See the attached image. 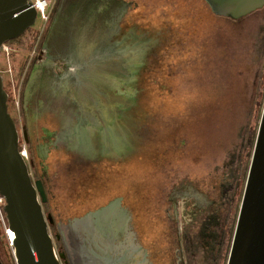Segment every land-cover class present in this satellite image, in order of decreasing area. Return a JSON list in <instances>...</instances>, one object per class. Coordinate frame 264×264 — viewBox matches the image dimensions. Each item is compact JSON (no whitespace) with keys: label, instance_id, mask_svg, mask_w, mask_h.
<instances>
[{"label":"rangeland","instance_id":"1","mask_svg":"<svg viewBox=\"0 0 264 264\" xmlns=\"http://www.w3.org/2000/svg\"><path fill=\"white\" fill-rule=\"evenodd\" d=\"M66 1L68 0H58L52 9L51 20L43 24L38 17L20 39L7 42V50L0 54V69L5 72L2 75L9 94V112L17 123L20 150L26 152L28 163L32 160L28 145V124L35 122L36 126L38 119L45 114L52 115L54 121L55 118L58 121L62 115L64 119L62 129L57 124L56 132L46 130L44 143L37 147L38 155L43 159L48 156L50 149H62L73 153L77 163L82 165L104 154L113 155L114 159L123 154H139L148 142L157 143L164 137L170 142L169 138L172 137L166 133L165 115L158 108H149L150 113H146L142 119L134 117V108L138 106L136 97H139L143 89L135 84L137 71L144 60L146 62L155 58L153 56L156 49L171 30L168 22L164 21L161 26L163 29L158 31L148 32L134 25L122 34L121 24L125 12L120 7L105 20L103 27L99 23L98 27L88 30L92 32L78 30V33H70L69 46L60 50L53 41L60 23L68 19ZM236 22H243L237 26L238 29L242 26L246 34L239 37L238 29L232 28L234 20L225 19L224 23L215 26L216 30L211 32V42L218 48L212 52L210 44L201 61L199 54L196 57L193 52L192 56L187 57V61L172 64L173 57L168 54V61L160 56L158 63L153 62L151 72L146 73L148 78L143 86L163 106L170 96L181 94L188 102L182 106L179 103L175 110L178 115L175 120H171V124L178 127L173 144L178 146L182 143L187 146L184 149L189 157L184 160L179 171L177 168L173 176H167L171 182L167 185L160 184L159 194L152 196L136 189L132 186L136 185L133 176L130 186L117 177L109 179L105 185L98 180L94 183L95 177L86 173L84 185L91 187L89 190H93V193L80 205L69 210L64 208L63 215L58 218L52 207L53 201L43 204L45 215L51 214L54 219L49 232L56 252L64 253L68 264H105L108 261L110 264H133L132 251L127 247L129 234L135 238V244L137 238L143 246L149 248L151 264H159V260L167 261L165 255L170 253L176 258L168 256V261L175 264L178 261V245L173 231L176 224L174 217L179 226L193 236L188 241L189 246L184 243L183 238L180 241L183 255V262L180 264H212L216 249L211 247L210 241L214 230L210 231L211 234L199 235L203 219L212 211V205L208 206L207 200L204 203L195 195L180 197L175 187L182 180L192 181L191 185H195L205 199H217L219 193L228 197V203L220 212L221 217H230V223L224 227V232L230 233L223 246L220 261V264H227L229 243H232L252 156H249L247 164L245 161L248 151L250 150L249 155L253 153L264 105V3ZM205 35L201 37L203 40L194 37L193 43L205 45ZM179 44L180 40L177 45ZM177 51L176 49L175 52ZM210 57L218 60L213 63L208 61ZM245 58L246 63L242 65ZM95 63L102 68L99 73L93 68ZM79 65L80 69L73 70ZM75 75L83 80L81 85L75 83ZM219 84L224 91L221 95L216 94L219 92ZM199 85L202 87L200 96L196 89ZM214 86L217 87L216 92L207 96L206 90ZM206 96L207 99L204 100ZM153 98H148L147 95V106ZM152 111L155 112L151 114ZM25 132L28 142L25 141ZM98 140L101 146L97 148L95 142ZM249 143L252 145L251 149ZM235 147L237 148L234 149ZM233 149L237 151L233 167L241 174V184L237 187L234 182L233 186L227 184L225 189H220L218 181H221V174L227 172L228 168L222 166L218 171L219 175H214L212 167L214 164H222L227 158V152ZM198 169H203L201 174L197 173ZM204 170H208V173H203ZM243 170L246 176L241 182ZM30 172L34 180H45V188L52 196L59 191L57 185L69 170L65 167L53 172L48 168L38 171V168L34 170L30 167ZM175 175L177 178L172 182ZM173 201L177 205H173ZM5 204L3 198L0 201V264H16L12 234L8 230L4 212ZM89 208L93 211L87 212ZM113 209H116V216L113 214L110 220L125 222V231L117 232L111 240L110 251L103 252L99 257L96 253L102 251L104 244L100 236L102 231L90 230L89 238L88 225H83L86 219L94 218L91 226H97L96 214H108ZM76 212L80 213L73 217L71 214ZM155 215L162 221L160 230L157 228L159 222L155 223ZM207 222L209 227L216 226L217 233L213 234L217 240L221 239L219 223L212 224L211 219ZM91 242L96 244L92 250L88 248ZM163 244L170 247L167 252Z\"/></svg>","mask_w":264,"mask_h":264},{"label":"trees","instance_id":"2","mask_svg":"<svg viewBox=\"0 0 264 264\" xmlns=\"http://www.w3.org/2000/svg\"><path fill=\"white\" fill-rule=\"evenodd\" d=\"M66 6L67 7L65 11L67 12L68 19L63 23H60L61 25L58 27L56 36L54 37L53 41V43L57 45L56 48L60 50H63L64 48H67L69 46L68 40H70L71 37H69L70 33H78V30L92 32L88 30L98 27L99 23H102L103 27L105 20L108 19L111 14L120 7H123L125 12V16L121 24L122 34L127 32L134 25H137L142 30L148 32L158 31L163 29L161 28V26L164 21L168 22V27H170L171 30L168 32V36L163 41V43L156 49L155 55L153 56L155 58L150 59V61L146 62L144 60L137 71V79L135 84L139 89H143L141 90L139 97H136L138 106L134 108V117L136 119H142L145 117L146 113H150L149 108H152V110L154 108H158V110L160 112H163V114L165 115V123L168 126H166V129L168 130V132L166 133H168L172 138H169V140H171L170 142H167V140H165V137L163 138V140L158 141L157 143L151 144L150 142H148L146 148L143 147V150H141L139 154L128 156H126V154H123L118 156V159H114L115 157L113 155L104 154V156H101L96 160H92L91 162H87L86 164L81 165L77 163L76 156L73 153H69L66 150L63 151L62 149H50L48 156L45 159L39 157L38 155L37 147L44 143L46 139V130H50V132H56L58 129V125L59 129L61 130L64 115L60 116V119L58 121L56 118V121H54V118L52 119L51 117L52 115L45 114L38 119L36 126L34 125L35 122H30L28 124V145L30 147V153L32 155L30 167L34 168V170L38 168V171H44L45 168H48L53 172L54 170L59 171L60 168L64 169L65 167H67L69 170V172L65 173L62 177V182L57 185L59 187L58 192H54V194L51 196L49 195L50 191L45 188L47 201L49 202V204L51 201H53L52 207L54 209L55 215L58 218L63 215L64 208L68 210L75 208L93 193V190H89L91 187H86L84 185L86 181L84 175H86V173L90 176L95 177L93 180L94 183H96L98 180V182H101V184H105L109 182V179H115L114 177H117L118 179L123 180L124 183L126 182V184H128L129 186L130 183H132L131 176H133V180H136V185L132 186H135V188L142 193L146 192L151 194L152 196L159 194L158 190L160 188V184L165 183L167 185V183L171 182L169 178L167 179V176H173L177 168L179 171L180 167L183 166L184 160L189 157L187 154V150L184 149V147L187 148V146L183 145L182 143H180L178 146H175L173 144V139H175L178 134V127L173 126L171 124V120H175L174 118H176L178 115L175 110L178 107L179 103L182 106L183 103L187 105L188 102L186 99L181 97L183 95L181 94L176 95V97L170 96L165 100V104L163 106L160 101L153 98L154 95L150 92L148 93V91L146 90L147 88L143 86V82L146 80V78H148V76H146V73L148 71L151 72V68L154 66L153 62L158 63L160 56H163L165 61H168V54L173 57L172 64H176L177 62L179 63L181 60L182 62L187 61V57L189 58V56H192L193 52H195L194 56L196 57L199 54V60L201 61L204 58L203 55H206L204 52L205 49L210 46V44L213 48L212 52L215 51L216 48H218L215 47L214 43L211 42V32L213 29L216 30L215 26L220 23H224L225 19L227 18L234 20L233 25L235 28L232 27L233 30H237V25H242L243 23L236 22L243 17L232 18L217 13L209 0H68L66 1ZM52 14L53 11L51 13V17ZM241 27L237 32L239 37L246 34L243 32ZM204 34H206L205 45L201 43H193L194 37L196 39H201ZM20 38L21 37L17 39ZM15 40H11L9 41V43ZM166 40L167 43H165ZM178 40H180L179 45H177ZM174 48H176L178 51L175 52L176 49ZM167 51H169V53ZM207 56H209V54H207ZM154 59H158V61ZM217 60L218 58L211 57L208 59V61H212L213 63H216L214 61ZM245 63L246 58L243 60L242 65H245ZM2 73L4 74L5 72L2 71ZM222 81L223 79L221 78V82ZM220 84L217 85L219 86V92L215 91L217 87H209L211 89L206 90V95H213L212 92L214 91L216 92V94L221 95V93H223L224 91H222L223 89ZM200 88L202 89L201 86H196V89L199 90L198 96L202 95ZM24 95L25 91L23 92V100ZM147 95L148 98H153V101L148 104L149 106L146 105ZM207 96L204 100L207 99ZM155 103H157L158 105L156 106ZM153 112L155 111H152L151 114H153ZM166 133H164V136ZM95 144L97 148L101 146L99 140L96 141ZM248 146H250V149L252 148V145H250V143ZM236 148L237 147H235L234 149ZM234 149L233 151L227 152V158L222 164H214V166L212 167L214 168V175H219L218 171L222 166H226L228 168L227 172L221 174V181H218L220 189H224L227 180H232V178H237V184H241V174H238L236 169H234L233 167V159H235V156L237 155V151H235ZM146 151H149V154H146ZM218 151H220V149H218ZM249 151L247 154V161H245L246 164L249 162V156H251V154L249 155ZM172 163H174V165H172ZM82 166L83 169L81 168ZM199 166L202 165L199 164ZM202 170L203 169H198L197 173L201 174ZM206 171L208 173V170H204L203 173ZM244 174L245 171L243 170L241 182L243 181ZM176 178L177 176L175 175V178L172 180V182H174ZM41 180L45 187V180L42 178ZM189 182L190 181L182 180L176 185L175 188L179 190L178 188L181 187L182 184L188 185ZM222 197L223 193H219V197L217 199H220ZM217 199H214L213 201H216ZM219 206H221V203L219 204ZM88 211L93 210L89 208L87 212ZM79 213L80 212H76L71 215L74 217L78 216ZM157 221L159 222L157 228H162V221L155 215L156 224Z\"/></svg>","mask_w":264,"mask_h":264},{"label":"water","instance_id":"3","mask_svg":"<svg viewBox=\"0 0 264 264\" xmlns=\"http://www.w3.org/2000/svg\"><path fill=\"white\" fill-rule=\"evenodd\" d=\"M214 10L241 18L264 0H209ZM37 20L31 0H0V54L4 44L21 37ZM0 69V196L6 204L8 228L16 264H68L57 253L45 215L47 202L41 179L34 180L30 164L20 150V133L9 112V94ZM25 141L28 137L25 132ZM59 239V236H57ZM63 262V263H62ZM228 264H264V105L248 170L245 189L233 234Z\"/></svg>","mask_w":264,"mask_h":264},{"label":"flooded vegetation","instance_id":"4","mask_svg":"<svg viewBox=\"0 0 264 264\" xmlns=\"http://www.w3.org/2000/svg\"><path fill=\"white\" fill-rule=\"evenodd\" d=\"M262 5L259 6V7H262ZM99 65H98V63H95V65L93 66V68L96 69L97 73H99L102 70V68ZM80 67L81 66L79 65L76 68H74L73 70H76V69L78 70V69H80ZM82 81L83 80L81 78H79L78 76L75 75V83L77 85H81L82 84ZM245 176L246 175L244 174L243 179L245 178ZM236 179L237 178H235V179L232 178V180L228 179L227 182H226V185L228 184V185H232L233 186V183L235 182V185L238 187L239 185L237 184ZM246 180H247V178H246ZM246 180H245V184H246ZM225 188H226V186L224 187V189ZM244 189H245V186H244ZM179 190H182L181 193H179ZM179 190H177V193L179 194L180 197L182 196V198H185L187 196L195 195L197 198H200L201 201H203L204 203H206V200H207L208 201V206L210 204L212 205L211 206L212 211L211 212H208L207 215L205 216V218L203 219L204 222H202L201 230L199 232V235L205 236L206 234H211L210 231H212V230H214L213 233H217L216 226H213L214 228L213 227H209L210 224L207 222L208 219H211L212 224L219 223L220 229H221V239H218L217 240L215 238L214 234L212 233V236H213L212 238L213 239L210 241V245H211L212 248H215L216 249L215 256L212 259V264H220V261L222 259L223 246L225 245V242H226V240L228 238V235L230 233V231L229 232L227 231L226 233L224 232L225 224L230 223V219H229L230 217L228 215H226L225 217H221V215H220L221 209L224 208L225 205L228 203V200H229L228 197L226 198L225 195H224L222 198H220V200H216V201H213L215 198L213 199V198L208 197L209 199H211L209 201L208 198H206V199L203 198L202 194L199 192V190H197V188L195 187V185H191L190 183L188 185L182 184V186L179 188ZM183 200H185V199H183ZM220 203H221V206H219ZM173 205H177V203L175 204V201H173ZM112 208H114V207H112ZM228 211H229V209H228ZM106 213L107 212H104V214L102 215V217L100 219V221H102L101 223H104V221H105L106 222V227H110L112 225V227H114V229H117L115 231V234L117 232L125 231V224H124L125 222L123 223V221L122 222H119L118 221V222L113 223L110 220L111 219V216L113 214H114V216H116V209L115 210L113 209L112 211L110 210L108 212V214H106ZM174 218H173V220L176 222V224L174 225L173 231H174V235L177 236V240L175 239V241H176L175 243H176V245H178V247L176 248V256H177L178 261H179V262L176 261L175 264H180V263L183 262V259H182V256L183 255L181 253L182 252V248H181L182 244H181L180 241L183 238L184 243L186 245H188V241H191L193 239V236L192 235L190 236L189 235L190 233H188L189 231H187L186 229H185L186 231L183 230L179 226V223H178V220L176 219V217H174ZM190 219L191 218H189V220ZM87 225H90V223H88ZM103 226L105 227V225H103ZM187 227H190V226H187ZM132 232L135 235V232L134 231H132ZM115 234H114V236H115ZM100 236H101V234H100ZM114 236H112V238ZM134 240H135V238H132V236L129 234L128 237H127V242H128V246L127 247L132 251L131 254H132V257H133V260H134L133 264H151V261H150V250H149V248H146L145 246H143L140 243V241H138L139 239L137 240V238H136V241H137L136 244L134 243ZM94 241H96V240H94ZM108 243H109V240L106 242L107 247H106V244H105V246L103 245V249L106 248L105 250L98 252L99 257H101L102 254L107 253L108 251H110L109 247H111V246ZM110 243H112L111 240H110ZM113 243H114V241H113ZM230 244H232V243L231 242L229 243V251L231 249ZM163 246H166L165 252H167L169 250V248H170L168 245H165V244H163ZM173 247H174V245H173ZM178 251L180 252V254H178ZM136 254H139L137 256V258H136ZM229 254H230V252H229ZM229 254H228V258H227V264H228ZM103 256L105 257V255H103ZM165 256H167L166 257L167 261L160 262L159 264H171L168 261L169 260L168 256L171 257V258L172 257H175V256H172L171 253L168 254V255L166 254ZM102 260H103V258H102ZM108 263L110 264L111 262L108 261L105 264H108Z\"/></svg>","mask_w":264,"mask_h":264},{"label":"bare ground","instance_id":"5","mask_svg":"<svg viewBox=\"0 0 264 264\" xmlns=\"http://www.w3.org/2000/svg\"><path fill=\"white\" fill-rule=\"evenodd\" d=\"M104 214V212H102V213H98V214H96V216H98V220H96V222H97V226H95V227H92L91 225H92V222L91 221H94V218H89V219H86L85 220V223H84V225H83V227L84 226H87V224L88 223H90V225H88V234H87V236L89 237V238H91L90 236H89V232H90V230H92V231H94V229H97V230H99V229H101V231L102 232H100V234H101V238H102V243H104L103 245L105 246V244H106V242L109 240V245L111 246V243H110V240H112V236H114V234H115V231L117 230V229H114V227H112V225L110 226V227H106V222L104 221V223H101L102 221H100V219H101V217H102V215ZM93 215V214H92ZM92 215H89L90 217L92 216ZM99 222V223H98ZM113 223H115V222H113ZM112 223V224H113ZM103 225H105V227L103 226ZM8 230L11 232V234H12V240L15 238V233H14V231H12L11 229H9L8 228ZM76 231V230H75ZM99 232V231H98ZM94 236H96L95 234H94ZM95 242H91V244H90V246H88V248L90 249V250H92L94 247H95ZM106 247H107V244H106ZM106 249V248H105ZM105 249H102V251L103 250H105ZM128 249V248H127ZM145 252V251H144ZM96 254H98V253H96ZM139 254H136V258H137V256H138ZM98 256H99V254H98Z\"/></svg>","mask_w":264,"mask_h":264},{"label":"built area","instance_id":"6","mask_svg":"<svg viewBox=\"0 0 264 264\" xmlns=\"http://www.w3.org/2000/svg\"><path fill=\"white\" fill-rule=\"evenodd\" d=\"M33 3V7L37 11V18L40 17L43 24H46L51 17L52 9L56 3L57 0H31ZM6 45L4 44L1 50V53L6 51ZM22 154L27 157V154L25 151H22ZM0 201H3V197L0 196Z\"/></svg>","mask_w":264,"mask_h":264}]
</instances>
